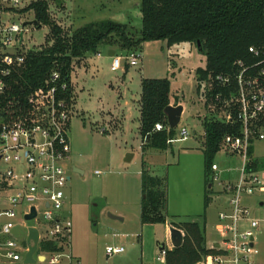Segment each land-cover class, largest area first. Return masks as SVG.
Masks as SVG:
<instances>
[{
	"label": "rangeland",
	"instance_id": "374dc122",
	"mask_svg": "<svg viewBox=\"0 0 264 264\" xmlns=\"http://www.w3.org/2000/svg\"><path fill=\"white\" fill-rule=\"evenodd\" d=\"M48 3L51 19L68 34L78 27L103 19L127 23L134 38L138 37V29L142 27L141 0H48ZM28 16L26 21L35 20L33 11H29ZM49 34L48 25L41 28L31 25L25 40L31 50H39L53 44V40L47 41ZM111 48L117 49V54L123 58L121 69L116 71L111 69L114 57L109 54ZM137 49L139 64L127 66L126 56L131 53L118 45H100V56L92 53L82 60H74L71 73L77 112L71 120L69 133L70 159L64 162L71 179L66 187L68 199L63 213L72 220V241L78 248L96 247L102 253L106 252L108 245L125 247L124 253L111 258V264L140 262V235L144 232L141 221L144 194L140 171L144 163L150 174L165 179V214L168 221L199 222L201 226L206 221L208 245L220 242L216 223L226 202L218 182L211 188L202 178L193 182L195 175L192 172L195 169L187 162L190 156L195 158L200 155L185 154L184 151L204 145L205 120L224 119L223 108L207 97L210 83L199 81L197 69L205 66L206 55L190 42L169 46L165 40L145 41L142 48ZM142 77L169 78L171 95H175L172 101L183 100L185 104L175 137H181L182 128H187L189 137L173 142L167 152L155 148L146 152L142 150L138 102L141 99ZM103 128L107 132H103ZM128 153L133 154L130 161L126 160ZM253 158L257 163L256 171L264 178V140L254 142ZM214 160L221 168L237 170L221 175L223 181L239 178L243 156L232 157L221 149ZM10 166V163L0 161V170ZM73 166L82 171H74ZM201 166L204 168V160H201ZM206 195L210 197L207 207ZM243 199L252 215L260 221L255 230L256 245L260 250L257 259L264 264V205H260V202L264 203V193L245 195ZM117 211L126 214L124 221L112 216L118 215ZM21 222L38 225L43 230L42 215L33 221L19 218L13 231L16 239L24 238L27 233L26 228L19 225ZM148 230L146 233H149ZM156 230V238H151L155 241V249L158 251L157 240L170 246V240L166 242L163 225H156ZM155 264L165 263L155 260Z\"/></svg>",
	"mask_w": 264,
	"mask_h": 264
},
{
	"label": "built area",
	"instance_id": "2783aa9c",
	"mask_svg": "<svg viewBox=\"0 0 264 264\" xmlns=\"http://www.w3.org/2000/svg\"><path fill=\"white\" fill-rule=\"evenodd\" d=\"M32 0H0V96L9 88V80L25 64L29 48L25 34L31 24L26 10ZM33 26V25H32ZM256 60L253 63L239 61L234 77L236 90L229 97L217 101L223 108L225 122L237 121L241 125L239 135H226L220 148L229 156H243L241 174L235 181H223L222 170L215 161L211 167V185L219 183L220 193L226 196V208L220 211L216 231L220 242L211 248L215 253L207 255L201 264H259V248L255 230L260 221L252 215L243 202V196L264 193V178L255 168H249V149L256 140H264V46L250 47ZM111 69L122 67V56L113 55ZM138 53L126 56L128 65H138ZM130 60V61H129ZM221 83L232 84L231 76H219ZM74 84L58 70L53 71L45 83L30 93L27 102L14 115L0 117V161L11 166L0 170V264L25 263L28 242L14 237L19 218L35 207L38 219L44 223L41 242L52 241L57 250L34 253L35 264H82L71 252L72 220L64 215L66 187L71 179L64 162L70 159V127L76 114ZM165 129L163 123L155 130ZM105 132V128L102 129ZM181 137L169 138L168 143L187 140V128ZM20 165V167H18ZM20 168V169H19ZM40 232V231H39ZM165 244H159L158 260L165 259ZM125 251L122 245H108V257ZM36 254V255H35Z\"/></svg>",
	"mask_w": 264,
	"mask_h": 264
},
{
	"label": "trees",
	"instance_id": "16d2710c",
	"mask_svg": "<svg viewBox=\"0 0 264 264\" xmlns=\"http://www.w3.org/2000/svg\"><path fill=\"white\" fill-rule=\"evenodd\" d=\"M49 8L48 0H32L25 8V11L34 12L36 28L50 27L47 41L53 40V44L29 51L25 64L14 73L8 90L0 96L1 118L18 112L30 93L42 86L53 71L70 77L74 60L100 53V45H118L129 53H137L143 42L153 40H165L169 46L181 42L196 44L206 55L205 66L197 69L199 81L210 83L207 97L220 106L217 95L224 99L236 90L234 77L238 62L253 63L256 59L249 48L264 46V0H141L142 27L138 29L137 38L130 35L127 23L112 19L90 22L68 34L51 19ZM219 76H231L232 84L221 83ZM141 88L140 133L146 141L143 150H166L171 145L169 138L176 135V128L169 127L165 113L171 103V81L169 78L143 77ZM159 122L165 129L155 130ZM203 127L205 183L208 187L212 183L211 167L221 150L223 138L228 134L239 135L241 125L237 121L205 120ZM249 156V168L256 169L253 146ZM141 182L145 195L141 205L142 223H166L165 179L143 168ZM209 203L210 197L206 195L205 206ZM173 225L183 230L184 239L180 246L166 248V264H199L207 255L216 252L207 247L205 225L192 221ZM41 248L59 249L52 241L41 242Z\"/></svg>",
	"mask_w": 264,
	"mask_h": 264
},
{
	"label": "crops",
	"instance_id": "0c3cea01",
	"mask_svg": "<svg viewBox=\"0 0 264 264\" xmlns=\"http://www.w3.org/2000/svg\"><path fill=\"white\" fill-rule=\"evenodd\" d=\"M111 50H115V49H112L111 48ZM115 54H117V51L116 50H115ZM98 56H100V53H98ZM127 66H128V64H127ZM74 89H75V85H74ZM75 98H77L76 92H75ZM173 98H175V95L174 96L171 95V103L170 104L176 105L175 104L176 102L172 101ZM138 102H139V107H140V100ZM76 104H77V99H76ZM178 104H182L184 106V110H183V113H184V111H185V104L183 103V100L182 101H179ZM76 108H77V106H76ZM139 110H140V108H139ZM183 113H182V115H183ZM140 116H141V111H140ZM140 126H141V124H140ZM105 132H107V130ZM204 134H205V131H204ZM197 136L198 135L195 134V137L196 138H197ZM141 139H142V141H141V144L142 145L141 146H142V150H143V145L146 144V141H143L142 136H141ZM203 142H204V140H203ZM195 147L196 148H187V149L184 150L185 151V154L190 153L191 155L192 154H194V155L199 154L200 155L199 157L197 155L195 158H193V156H190V158H189L190 160L187 162V164L189 166H191L192 169H195V172L194 173L192 172V174L195 175V178H193V182L194 183H195V180L197 178H200V179L202 178L203 180H205V157H204V153H203L204 145H202L200 147H198V146H195ZM149 149H152V148H147L146 150H143V152H146ZM157 150H159V149H157ZM168 150L169 149L167 148L166 150H162V151L167 152ZM232 157H235V156H232ZM201 160H204V168L201 166ZM146 167H145V163H144L143 168H145L148 171V169ZM219 167H220V164H219ZM73 169H74V171H76V169H78V167L77 166H73ZM221 170H222V175L225 174V173H227V172H235V171H237L236 169L233 170V169H231L229 167L227 169L221 168ZM140 173H142V171H140ZM155 176H158V175H155ZM213 185L210 184L208 187L211 188ZM67 199H68V197H67ZM66 202H67V200H66ZM243 202H244V199H243ZM260 205H264V203L263 202H260ZM225 208H226V202H225L224 207L222 208V210L225 209ZM117 212H118L117 213L118 215H115V216H117L115 218H119V219H121V220L124 221L126 219V214L124 212H121V211H117ZM112 215H114V214H112ZM21 223H19V225L22 226V227H25L26 230H27V233H26L25 237L24 238H21V239H18L20 241H23V243L27 241V238H28V229H29L30 226H36L39 229L40 233H41V230L38 227V225H35V224H30V225L27 224L26 225L25 222H21ZM143 224H144V226H143V231L144 232H143V235H140V236H142V239H141L142 251H141L140 262L139 263L140 264H155V260H157V261L164 262L166 264L165 259H162V260H158L157 259L158 255H159V244H161V243L159 242V240H157V243H158V251H157V249H155V247H154V242L155 241L154 242L151 241V238H153V240H154L156 238V236H157L156 225H158V224L163 225V231H164V234H165L166 242H168L167 240H170V246L169 245H166V244H165V246L167 247V249H172L174 246H173L172 241H171L170 227L171 226H175V225H173V223L169 222L168 219H167L166 223H155V224L154 223H143ZM199 224L201 225V223H199ZM206 227H207V222L205 221V230H206ZM146 229H149L148 230L149 233H146ZM182 232H183V230H182ZM72 233H73V231H72ZM183 234H184V232H183ZM206 240H207V238H206ZM139 242H140V240H139ZM213 245H208L207 244V247H210L211 248ZM43 251H44V249L41 248V246H40L38 248L39 255ZM71 252H72V254L74 255L75 258H77L78 260L81 261L82 264H111V261L110 260H111L112 257H108L107 254H106V252L100 253L99 250H98V248H96V247H95V249H92V247H89V246H86L84 248H78L75 244H73L72 235H71ZM156 255H157V257H156ZM202 262L204 263L205 260L203 259L201 261V263ZM112 263H115V262H112ZM130 263H132V262H130ZM139 263H137V264H139ZM201 263H199V264H201ZM115 264H117V263H115ZM132 264H134V263H132Z\"/></svg>",
	"mask_w": 264,
	"mask_h": 264
},
{
	"label": "water",
	"instance_id": "95a60500",
	"mask_svg": "<svg viewBox=\"0 0 264 264\" xmlns=\"http://www.w3.org/2000/svg\"><path fill=\"white\" fill-rule=\"evenodd\" d=\"M26 24L36 25L37 21L33 20L31 22H26L25 25ZM109 54L111 56L115 55V50L110 49ZM183 110H184V106L182 104H177V105L169 104L165 108V113L167 115V119H168V123H169L170 128H176L178 126V124L180 123L181 118H182ZM132 156H133V154L128 153L126 160L129 161ZM81 171L82 170H80L79 168L76 169V172H81ZM144 197H145V195H144ZM36 215H37V211H36L35 207H32L31 213L27 214L25 216V219L27 221H32L35 219ZM112 216L117 217L115 215H112ZM170 232H171V241H172L173 246L174 247L180 246L183 243V239H184V234H183L182 230L178 227L171 226ZM39 240H40L39 229L36 226H30L28 229V238H27L29 250L25 254V258H24L25 263L35 264L36 260L33 257V255L38 249Z\"/></svg>",
	"mask_w": 264,
	"mask_h": 264
}]
</instances>
